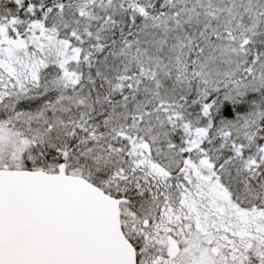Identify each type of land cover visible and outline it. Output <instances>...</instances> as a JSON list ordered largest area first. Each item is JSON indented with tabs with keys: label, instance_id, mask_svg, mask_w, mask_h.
<instances>
[{
	"label": "snow or ice",
	"instance_id": "obj_1",
	"mask_svg": "<svg viewBox=\"0 0 264 264\" xmlns=\"http://www.w3.org/2000/svg\"><path fill=\"white\" fill-rule=\"evenodd\" d=\"M0 264H264V0H0Z\"/></svg>",
	"mask_w": 264,
	"mask_h": 264
}]
</instances>
